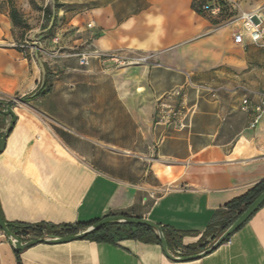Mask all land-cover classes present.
<instances>
[{
    "label": "crops",
    "instance_id": "0c3cea01",
    "mask_svg": "<svg viewBox=\"0 0 264 264\" xmlns=\"http://www.w3.org/2000/svg\"><path fill=\"white\" fill-rule=\"evenodd\" d=\"M210 1L57 0L52 34L36 37L44 75L34 50L16 45L47 28L48 0L20 1L23 12L33 5L39 14L33 23L22 17L28 29L0 8V109L9 97L21 101L0 153V213L4 222L43 226L23 242L123 216L159 225L169 253L187 257L235 218L224 205L264 180V113L250 128L252 105L240 109L243 88L252 104L264 91V50L246 52L247 35L235 44L241 25L203 12ZM91 47L106 56L80 66L73 54ZM110 55L150 58L119 65ZM46 72L48 90L37 95ZM189 82L217 96H196ZM178 88L180 96L166 97ZM183 95L195 106L188 126L156 125L162 97L180 108ZM11 122L0 114V136ZM19 263L264 264V204L212 252L183 262L131 238L42 242L17 255L0 230V264Z\"/></svg>",
    "mask_w": 264,
    "mask_h": 264
},
{
    "label": "built area",
    "instance_id": "2783aa9c",
    "mask_svg": "<svg viewBox=\"0 0 264 264\" xmlns=\"http://www.w3.org/2000/svg\"><path fill=\"white\" fill-rule=\"evenodd\" d=\"M223 3L224 4L222 5L219 0H211L210 2L202 5V10L212 17H219L223 9L226 7L237 9L235 3H228L227 1H223ZM237 22L240 23L241 28L240 30H237L233 33V42L235 44H242L244 35H247L253 45L259 48H264V16L259 12V10L240 12L235 22H232L231 24ZM87 27L91 28V24H87ZM53 42L57 43L58 38L54 37ZM16 47L22 50L23 53L26 48H29L30 51H32L34 50V42L32 40L24 41L23 43L16 45ZM50 55L53 57L56 56L57 50L52 52ZM73 55L77 57L78 63L82 67H86L91 59H98L100 57L106 56L102 51L94 47L87 48L81 52L74 53ZM109 58L119 65H124L128 63H144L147 62L150 57L139 56L137 58L130 59L129 61L128 59L120 60L119 57L115 55H110ZM188 85L189 87H191V89H193L196 96H199L200 93L204 92L215 98L218 93V89L208 85H195L192 82H189ZM242 90L246 92V94L241 101L240 109L243 112H249V107L250 105H252V119L249 123V127L255 128L259 124L264 113V91L258 96L257 101L252 104L250 94H247L248 92L245 88H243ZM181 91L182 89L178 88L172 91V93H170L169 95H166V97L180 96ZM182 97L183 99L181 101L180 108H176L171 103L163 102V98L165 97H162V99L159 101L156 125H164L167 127L176 126L179 129H184L188 126L191 117L195 113V106H188L186 100L184 99L186 98V96L183 95ZM20 102L21 101L18 97H9L6 101V106L4 107V109H6L7 107L11 108L12 106L18 105Z\"/></svg>",
    "mask_w": 264,
    "mask_h": 264
},
{
    "label": "water",
    "instance_id": "95a60500",
    "mask_svg": "<svg viewBox=\"0 0 264 264\" xmlns=\"http://www.w3.org/2000/svg\"><path fill=\"white\" fill-rule=\"evenodd\" d=\"M50 5H51V13L52 14H51L50 21H49L47 28L44 30L35 32L31 36V40L34 42L35 57L40 64L43 75H44L45 71H44V66H43V64L39 58L38 47L36 45V42H37L36 37L40 36L41 34L46 33L49 29L52 28V26L54 24L55 17H56V1L50 0ZM0 114H4V115L10 116L12 118V122L10 123V125L8 126L6 131L4 133H2V135L0 136V153H1L5 147L6 136L10 132V130L12 129V127L14 125L15 115H14V113L10 107H7L6 109H0ZM263 202H264V191L261 192L259 194V196H257V198H255V200H253L248 205V207L236 218V220L225 231L222 232V234L215 240V242L209 248H207V249H205V250H203V251H201L195 255H190L187 257H174L173 255H171L168 251L167 242H166V239L163 235L162 228L159 225H156L155 223H153L152 221L147 220V219H137V218L123 217V216H111V217L103 218V219L99 220L98 222H96L95 224H93V225L87 227L86 229L81 230V231H79L73 235L54 236V237H49V238H39L36 240H31V241H26V242H23L20 238L15 236L9 230L6 222H4L1 217H0V230L4 233L8 242L13 246V248L17 251H21V250H23V249H25L31 245H34L36 243L47 242V243H53V244H60V243H66V242H70V241H74V240L83 239L87 235L92 234L94 232H97L104 225L110 224V223L145 225V226L152 228L156 232L157 237L159 239L161 249L168 259L173 260V261L183 262V261L198 259V258L205 256L208 253L212 252L214 249H216L218 246H220L228 237H230L232 234H234L251 217V215L254 212H256V210H258V208L262 205Z\"/></svg>",
    "mask_w": 264,
    "mask_h": 264
},
{
    "label": "trees",
    "instance_id": "16d2710c",
    "mask_svg": "<svg viewBox=\"0 0 264 264\" xmlns=\"http://www.w3.org/2000/svg\"><path fill=\"white\" fill-rule=\"evenodd\" d=\"M29 1L33 3V0H29ZM55 1H56V9H57L58 8L57 0ZM219 1L222 5L224 4L223 1L221 0ZM224 10L225 8L223 9L221 15L225 12ZM51 14H52L51 6L47 5L43 9V15H44L46 22L48 23L50 21ZM9 15L14 25L21 26L24 29L29 28L25 20L21 17L19 12L14 7L10 9ZM55 22H56V17H55L54 24ZM54 24L51 29H49L46 33H44L45 35L50 36L52 34ZM46 81H47V72H46V78L44 80V83L41 89L37 91V95H42L48 90ZM263 191H264V180L258 182L256 185H254L251 189H249L243 195L236 197L232 199L231 201H229L227 204H225L224 208H226L229 211H236L237 215L235 216L234 219L223 224V226L221 227V233L225 231L236 220V218L248 207V205L253 200H255V198H257V196H259V194ZM263 204L264 202L262 203V205ZM254 213L251 215V217L254 215ZM0 215H1V218L4 220L1 213ZM248 220L246 222H248ZM6 224L8 226V229L21 240L30 233H34L36 236H39V237L43 235V226H29V225L20 226V225L8 223V222H6ZM87 227L88 226L82 225V224L66 225L63 227V231H65L66 234L73 235L81 230L86 229ZM19 229L20 231H18ZM162 232L168 244L169 236L167 232H165V230L162 229ZM126 238L138 239L143 242H155L157 244H160L159 239L152 228L145 226V225H134V224H118V223L106 224L97 232L89 234L83 239H94V240H103V241L113 242L116 240H122ZM16 254L19 255V251L16 250Z\"/></svg>",
    "mask_w": 264,
    "mask_h": 264
},
{
    "label": "rangeland",
    "instance_id": "374dc122",
    "mask_svg": "<svg viewBox=\"0 0 264 264\" xmlns=\"http://www.w3.org/2000/svg\"><path fill=\"white\" fill-rule=\"evenodd\" d=\"M21 0H0V8H9L11 9L14 7L21 17H26V19H29L32 23L39 20V14L37 13V10L32 5V9L29 12H23L24 8L22 7V4L20 2ZM221 1H227L228 3L232 2L236 4L237 9H233L231 7H226L225 12L220 15V20L225 21L228 24H231L232 22H235L237 16L242 11H253L255 9L259 10L260 13L264 15V0H221ZM201 4L202 0H199ZM41 3V2H40ZM48 5H50V0H48ZM205 14V13H204ZM207 15V14H205ZM48 22H46L47 25ZM240 23L235 26V28H239ZM248 47H253L259 50H264V48H259L255 45H249L246 46V52L248 51Z\"/></svg>",
    "mask_w": 264,
    "mask_h": 264
}]
</instances>
